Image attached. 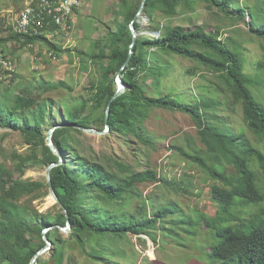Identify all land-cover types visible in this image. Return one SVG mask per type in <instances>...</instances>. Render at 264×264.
<instances>
[{"label": "trees", "instance_id": "trees-1", "mask_svg": "<svg viewBox=\"0 0 264 264\" xmlns=\"http://www.w3.org/2000/svg\"><path fill=\"white\" fill-rule=\"evenodd\" d=\"M120 1L125 9L124 22L118 25L116 31H109L110 64L118 67L119 73L130 52L133 53L129 65L122 72L127 90L112 103L109 131L134 135L147 146H153L154 141L144 135L143 126L151 109L178 110L190 115L199 126L208 150L213 154L211 159L214 165L210 166L206 162L202 151L178 150L189 162L197 163L207 171L215 181L212 195L218 205L217 215L208 217L196 212L193 216L187 214L177 202L157 204L153 196L144 197L139 189L143 183L154 182L168 188L173 186L176 191H186L177 181L160 176L149 166L119 179L97 160L81 157L76 146L72 144V139L75 133L82 134L83 131L75 126L94 129L91 116L81 113L87 103L81 102L78 107L66 108L62 124L64 126L53 134V143L63 156L62 163L51 170L53 187L63 204V208L56 204L59 212L55 216L41 214L21 203L24 196L42 189H46V195H49L47 181L15 182L12 180L13 172L0 165V264H31L36 253L47 245L44 236L52 244L47 252L51 254L55 264H63L65 245L68 242H76L89 258L103 262L106 255L112 258L117 254L114 248L99 244L102 241L107 242V239L113 243L126 239L128 235L137 236L138 240L145 235L157 242L159 232L169 233L176 239L179 233L197 237L203 226L213 234L209 244L210 252L206 254L210 264H264V191L252 166L256 160L264 174V153L246 140L244 130L234 132L213 126L214 120L224 122L212 114V109L218 106L216 101L208 100L204 96L198 100L194 98L193 102L180 101L171 95L149 97L137 78L141 73L148 72L155 77L153 89H156L159 77L165 75L164 66L159 64L160 60L151 56L150 49H160L169 55L197 61L222 76L235 103L240 102L242 105L246 128L260 140H264V104L254 98L250 89V85L257 80L245 73L237 50L230 49L218 39L217 34L209 35L200 28L187 31L178 26H159L154 29L159 33L157 37L138 38L132 45L131 22L139 13L143 0L133 11L128 8V0ZM178 3L189 7L204 3L221 10L228 9L230 14H235L243 22L248 16L250 21L246 25L251 33L264 38V0H147L139 20L145 16L152 22L156 11L174 15ZM134 26L139 30L141 24L135 21ZM12 38L22 46L47 41L44 37L22 38L9 34L0 38V44L3 45ZM50 46L55 52H62L51 43ZM14 75L15 73L11 78ZM117 75L113 81L108 82L106 79L94 88V102L104 107L96 122L100 129L107 125L106 110L109 101L117 92ZM16 86L18 92L13 94L8 89L0 90V128L22 133L34 150L37 147L44 148L41 157L32 155L30 158H22L16 165L15 171L22 174L28 162L46 167L59 162L60 158L46 145L47 134L43 133L46 117L52 114V110L48 109L52 102L41 101L30 94L29 88L18 84ZM221 158L235 168L233 177L225 172ZM216 182L222 183V186ZM135 199L140 200L141 204L133 208ZM147 205L152 210L151 214L148 213ZM246 205L257 209L252 211ZM68 220L71 222V231L64 239L60 235V227H66ZM50 226L56 227L44 234ZM84 233L98 236L90 251L87 250V243L82 236ZM34 235L39 237L40 242L35 249L31 239ZM123 251L119 250L120 253ZM121 259L127 257L122 256ZM37 264H49V261L40 258Z\"/></svg>", "mask_w": 264, "mask_h": 264}, {"label": "rangeland", "instance_id": "rangeland-1", "mask_svg": "<svg viewBox=\"0 0 264 264\" xmlns=\"http://www.w3.org/2000/svg\"><path fill=\"white\" fill-rule=\"evenodd\" d=\"M30 1L0 0V12L16 13ZM140 3L141 0H128V8L133 11L139 7ZM229 11L221 10L216 6L210 7L204 3L190 7L178 3L174 15L156 11L152 22H149L145 16L141 18L138 38L157 37L154 29L159 26H178L187 31L200 28L209 35L217 34L218 39L227 44L230 49L237 50L243 61L245 73L257 80L250 85L252 95L264 104V38L251 33L246 25L250 17H246L245 23ZM124 13L125 9L120 0H82L81 8L73 14L72 28L65 34L60 33L51 42L47 38L48 42L39 41L40 47L45 48L39 51L34 49L29 60L24 58L27 73L16 72L13 78L0 80V90L8 89L13 94L18 92V86H16L18 84L23 88H29L30 94L41 101H51L52 106L48 109L52 110V114L46 117V123L43 125L44 134H47L52 126L63 124L67 107H78L81 102L87 103V107L81 112L82 115L91 116L94 130L104 131L106 127L100 129L99 124L96 123L104 107L94 102V88L106 79L108 82L113 81L118 73V67L112 66L108 58L111 53L108 37L109 31H116L118 25L124 22ZM5 35L8 34L0 30V37ZM12 39H10L12 44L9 49L20 48L19 43ZM49 42L62 52L52 50ZM50 52L56 56L55 59L50 57ZM149 52L151 56L161 61L159 64L164 66L165 75L159 77L156 89H153L154 76L149 75L148 72L138 76L137 79L146 90L147 96L171 95L180 101L189 102L204 96L208 100L216 101L218 106L212 109V114L223 119L224 122L214 120L213 126H220L234 132L244 130L246 140L264 153V140H260L246 128L242 105L240 102L235 103L226 81L220 74L197 61L169 55L160 49H150ZM18 66L17 61V70ZM143 126L144 135L154 141L153 146H147L134 135L110 131L100 135L75 133L72 144L76 146L81 157L86 156L88 159L97 160L119 179L149 166L160 176L177 181L176 183L186 188V191H176L173 186L168 188L164 184L154 182L143 183L139 189L144 197L153 196L157 204L177 202L187 214L193 216L196 212H200L208 217H215L218 211V205L212 195V185L215 181L207 171L197 163L189 162L178 150L180 148L186 152L194 149L202 151L206 162L210 166L214 165L211 159L213 154L203 141L196 122L190 115L178 110L153 108L149 112V117L143 122ZM43 152V147H37L34 150L22 133L0 128V165L13 172V181H47L45 177L47 166L31 165L28 162L24 173L15 171L16 165L22 158H30L33 157L32 155L41 157ZM216 154L221 156L219 152ZM221 163L225 172L233 177L235 168L224 158H221ZM252 166L258 183L264 191V174L256 160L253 161ZM216 183L222 186V183ZM46 191L42 189L24 196L21 203L41 214L55 216L59 208L50 201ZM140 204V200L135 199L132 207L136 208ZM112 207L110 208L114 209ZM245 207L252 211L257 209L250 205ZM147 210L151 214L152 210L148 205ZM69 234L70 231L60 233L64 239ZM82 236L87 243V250L90 251L98 236L90 233H84ZM211 237H213L212 232L203 226L197 237H188L185 233H179L176 239L169 233L159 232L157 242L145 235L139 240L137 236L128 235L126 239L113 243L107 239L105 240L107 242L102 241L99 244L114 248L117 254L112 258L106 255L103 262L89 258L76 242H68L65 245L63 264H210L206 254L210 252ZM31 239L32 247L37 248L40 244L39 237L34 235ZM48 250L39 257L38 261L42 258L49 261V264H55ZM119 250L124 251L120 253ZM122 256H126L127 259H121Z\"/></svg>", "mask_w": 264, "mask_h": 264}, {"label": "built area", "instance_id": "built-area-1", "mask_svg": "<svg viewBox=\"0 0 264 264\" xmlns=\"http://www.w3.org/2000/svg\"><path fill=\"white\" fill-rule=\"evenodd\" d=\"M82 0H31L20 11L0 12V30L6 34L44 37L51 40L72 28V17L81 8ZM53 59L56 56L50 52ZM17 72V61L0 44V80Z\"/></svg>", "mask_w": 264, "mask_h": 264}, {"label": "water", "instance_id": "water-1", "mask_svg": "<svg viewBox=\"0 0 264 264\" xmlns=\"http://www.w3.org/2000/svg\"><path fill=\"white\" fill-rule=\"evenodd\" d=\"M146 1L147 0H143L142 2V6L140 8L139 13L137 14L136 18L131 22V30L133 33V43L132 45H134L138 39V35H139V31L135 28L134 26V22L139 20V17H141L143 15L144 9L146 7ZM157 35H159V33L157 32ZM132 51L130 52V56L127 59V61L124 63L123 67L121 68V70L119 71L117 78H116V82H117V92L115 93V95L111 98V100L108 103L107 106V110H106V129L104 131H98V130H94V129H90V128H86L83 126H75L79 129H81L83 132L91 134V135H100V134H104L109 132L110 127H109V118H110V113H111V107H112V103L114 102L115 99H117L119 96H121L126 90H127V85L124 83L123 79H122V72L126 69V67L129 65L130 60H131V56H132ZM64 125L62 124H57L52 126L47 133L46 136V145L53 151V153L55 155H57L60 158V161L57 163H51L46 167V172H45V177L49 186V199L52 203L58 204L60 207L63 208V204L61 203L59 197L56 194V191L53 187V183H52V176H51V170L52 168H54L55 166H58L60 163H62L63 161V156L62 153L60 152V150L54 145L53 143V134L54 132L60 128L63 127ZM64 211L66 212V210L64 209ZM56 226H50L48 227L43 233L46 234L49 230H51L52 228H54ZM61 231L64 232H69L71 231V222L68 220V224L66 227H60ZM44 238L47 241V245L45 247H43L41 250H39L36 255L34 256V258L32 259L31 264H37V261L39 259V257L44 254L46 252V250L50 249V247L52 246L51 242L46 238V236H44Z\"/></svg>", "mask_w": 264, "mask_h": 264}, {"label": "crops", "instance_id": "crops-1", "mask_svg": "<svg viewBox=\"0 0 264 264\" xmlns=\"http://www.w3.org/2000/svg\"><path fill=\"white\" fill-rule=\"evenodd\" d=\"M4 37H6V35L3 36V37H0V38H4ZM11 44H12L11 41H6V42L3 43V46H4L5 50H6V52L8 53V55H10L12 58H14L15 60L18 61L19 66H18L17 72L21 73V74L22 73H27V70H28V69H25V68H27V64H26L24 58L29 60V56H31V53L33 51H35L34 49H38V51H39V49L45 48L44 46L40 47V43L37 42V43H35L33 45L29 44L27 46L26 45L22 46L21 43H19V47L20 48L13 47V48L9 49V46ZM29 47H32V48H29ZM28 51H30V53ZM45 53H46V50H45ZM38 59L40 60V58H38Z\"/></svg>", "mask_w": 264, "mask_h": 264}]
</instances>
